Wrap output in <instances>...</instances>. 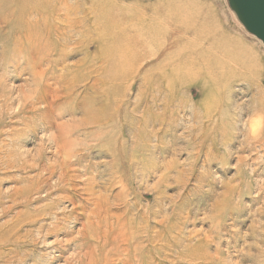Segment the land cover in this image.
<instances>
[{
	"label": "rangeland",
	"instance_id": "374dc122",
	"mask_svg": "<svg viewBox=\"0 0 264 264\" xmlns=\"http://www.w3.org/2000/svg\"><path fill=\"white\" fill-rule=\"evenodd\" d=\"M113 1L199 12L202 31L229 28L259 65L233 61L217 81L203 63L186 70L191 30L143 58L123 26L103 39L94 15L87 36L47 53L53 27L0 0V264H264V45L227 0ZM103 46L124 68L98 58ZM217 91L218 126L204 113Z\"/></svg>",
	"mask_w": 264,
	"mask_h": 264
},
{
	"label": "bare ground",
	"instance_id": "6f19581e",
	"mask_svg": "<svg viewBox=\"0 0 264 264\" xmlns=\"http://www.w3.org/2000/svg\"><path fill=\"white\" fill-rule=\"evenodd\" d=\"M11 2L20 6L22 10L20 13L28 17L30 20L29 25L33 30L39 32V30L44 27H53V30L48 33L49 41L47 42H49V45L43 46L42 44L43 50L45 52L47 51V53L48 51L57 49L59 46L58 43L61 42V39H59L61 37L64 38L63 45H65V42H70V38L76 32L87 36L90 32L87 18H89V15H94V17L98 19L95 23V29L101 31V37L103 39H107L106 34L109 33L106 30L108 22L110 23L109 25L114 24L115 27L116 24H118V26H123L126 29L122 30L120 34L122 36L130 37L131 39L134 38L135 40H133L138 43L139 46H143V58H165V52L172 47L176 48L177 45L175 44H177V42L169 44L170 46L168 48H164L166 44L165 42L163 43L164 38H167V36L171 38V36L174 37L184 31L191 30L196 36V41L190 43V45L193 46V48L189 51V57H191L192 60L189 61V65H187L188 61L186 62V70L190 72L203 63V66H205L207 71H217L215 75H212L213 79L217 81L225 79V73L223 74L222 72L229 68V65L233 61L236 63V66L245 67L246 65V71H250L248 69H251L254 64L255 66L259 65L260 61L255 51L249 48V46H247L248 44L242 40L240 36L228 33L229 28L221 27L218 32V30L216 31L214 29V31L209 30L211 27H208L205 31H202L206 27L204 26L205 23L203 21V16L200 15L199 12H195L193 16H189V14L185 18L171 19L170 16H166L164 18H158L155 16L146 17V14H138V11H135V8L132 10L131 7L123 6L121 3L113 0H11ZM124 11L126 13H124ZM234 15L235 19L239 22L240 28L247 30L240 22L235 12ZM105 18H108V20ZM174 24L178 25L173 27ZM117 34L119 33L117 32ZM224 34L227 35L223 36ZM161 36L164 38H161ZM37 37H42V34ZM143 40H146V42ZM228 41L237 42L235 49L227 46ZM151 42H153V48L150 45ZM237 48L239 50H236ZM104 49L105 46L102 47L98 58H115L114 53L110 55V52L106 53ZM125 49L127 48L125 47ZM187 50V47H184L182 50L183 52L180 54L181 58L186 56L185 54L187 53ZM125 52L126 51H124V53ZM238 52H241L242 56L247 54L249 61L242 57L238 58ZM122 56L123 55L120 57ZM123 62L116 61L115 58V61L112 60L108 62V65L114 71V68L115 70H119L121 67L124 68L125 62ZM223 66L226 68L223 69ZM188 83L195 84L196 80L191 78ZM219 94L220 92H218L216 96L205 105L204 110L206 118H213L212 122H215L217 126L220 124V120H216L215 116H212V113L219 104ZM212 95H214V93H212ZM260 120L261 123H264V116ZM262 128L263 130H261ZM259 132L264 134V127H261V125L258 129H255L254 134Z\"/></svg>",
	"mask_w": 264,
	"mask_h": 264
},
{
	"label": "water",
	"instance_id": "95a60500",
	"mask_svg": "<svg viewBox=\"0 0 264 264\" xmlns=\"http://www.w3.org/2000/svg\"><path fill=\"white\" fill-rule=\"evenodd\" d=\"M245 28L264 44V0H228Z\"/></svg>",
	"mask_w": 264,
	"mask_h": 264
}]
</instances>
